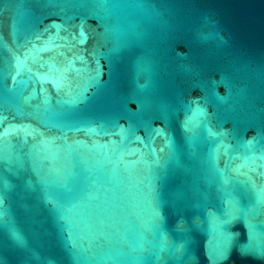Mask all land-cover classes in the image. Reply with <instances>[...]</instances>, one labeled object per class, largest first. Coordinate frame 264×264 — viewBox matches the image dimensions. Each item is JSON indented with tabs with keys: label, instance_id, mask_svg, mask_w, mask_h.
Returning <instances> with one entry per match:
<instances>
[{
	"label": "water",
	"instance_id": "95a60500",
	"mask_svg": "<svg viewBox=\"0 0 264 264\" xmlns=\"http://www.w3.org/2000/svg\"><path fill=\"white\" fill-rule=\"evenodd\" d=\"M0 264H264V0H0Z\"/></svg>",
	"mask_w": 264,
	"mask_h": 264
}]
</instances>
